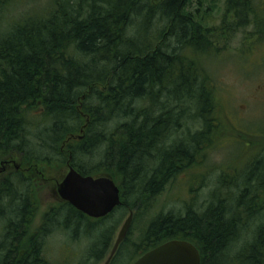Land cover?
<instances>
[{
    "label": "trees",
    "instance_id": "obj_1",
    "mask_svg": "<svg viewBox=\"0 0 264 264\" xmlns=\"http://www.w3.org/2000/svg\"><path fill=\"white\" fill-rule=\"evenodd\" d=\"M25 1L0 0V22ZM29 1L0 32V161L21 160L0 174V264H65L48 259V232L79 228L94 237L78 264H98L127 211L145 215L180 173L206 167L223 135L241 134L219 115L214 59L242 28L261 42L264 2L225 0L228 20L212 29L188 0ZM255 144L236 157L246 163L222 167L205 203L161 210L109 264L126 245L136 260L172 240L192 244L201 264H262L264 143ZM64 161L81 176L113 180L121 204L91 221L60 203L29 236L38 169Z\"/></svg>",
    "mask_w": 264,
    "mask_h": 264
},
{
    "label": "rangeland",
    "instance_id": "obj_2",
    "mask_svg": "<svg viewBox=\"0 0 264 264\" xmlns=\"http://www.w3.org/2000/svg\"><path fill=\"white\" fill-rule=\"evenodd\" d=\"M46 1L48 0H40L39 3H46ZM260 1L264 2V0ZM25 2V5H21L19 8H10L4 12V18L0 22V32H5L4 27L7 23L22 13L24 7H29L30 1ZM188 6V10L206 28L217 29L224 19L228 20L225 0H188ZM247 29L250 28L238 30L222 42V44L227 42L226 47L229 49L220 61L217 60V57L214 59L218 68L213 77L215 86L221 87L219 95L221 120L226 124L231 123L233 129L242 135H236L237 132L234 130V133L223 135L220 138V145L218 144L208 153V161L205 162L206 167L204 168L203 165L180 173L160 195L154 198L151 209L145 215L143 214L135 220V212L131 211L133 213L132 222L124 240L129 238L130 243L137 242L140 231L161 210L164 212L171 209L180 210L185 203L188 204L193 200L197 204L205 203L210 190L218 183L217 178L222 173V167L225 168L233 164L234 161L238 162V165L246 163V161H237L239 158L236 157L239 153L251 151L248 154L250 156L259 150L255 143H264V38L258 44L252 45L251 40L247 37L249 33ZM220 37L217 40L221 39ZM250 45L252 46L249 47ZM242 49L249 50L243 54ZM212 66L213 63L210 68ZM230 131L232 132V130ZM245 137L247 138L246 141H244ZM252 138L254 140H251ZM95 156L100 158L98 157L99 154ZM17 162L20 161L17 160ZM38 170L42 174V181L38 183V194L33 197L36 207L31 221L32 230L40 224L41 218L48 208L60 203L56 194V185L63 179L68 168L64 161L63 165L55 164ZM128 215L129 212L127 211L122 220L119 221L109 251H111L117 234ZM34 232L30 230L28 235L30 236ZM86 234L85 228H79L75 234L66 233L65 236H52L48 243L52 248V250L50 249V256H47L48 259L53 262L63 261L68 264H78L81 259H84V252L89 249L94 237L93 233L89 234V238ZM129 250V246L126 245L119 252L113 264H133L135 257H132L133 255ZM235 251L236 247L231 249L230 255ZM109 254L104 258V261L98 264H105Z\"/></svg>",
    "mask_w": 264,
    "mask_h": 264
},
{
    "label": "water",
    "instance_id": "obj_3",
    "mask_svg": "<svg viewBox=\"0 0 264 264\" xmlns=\"http://www.w3.org/2000/svg\"><path fill=\"white\" fill-rule=\"evenodd\" d=\"M63 180L56 185L58 197L80 213L92 219L109 215L121 204L119 188L108 177H84L69 167ZM129 212L119 230L109 257L108 264L119 245L126 238L132 222ZM133 264H201L197 249L186 241L172 240L163 243L138 258ZM264 264V261L263 263Z\"/></svg>",
    "mask_w": 264,
    "mask_h": 264
},
{
    "label": "flooded vegetation",
    "instance_id": "obj_4",
    "mask_svg": "<svg viewBox=\"0 0 264 264\" xmlns=\"http://www.w3.org/2000/svg\"><path fill=\"white\" fill-rule=\"evenodd\" d=\"M63 151V150H62ZM70 159L71 158H69V160L68 161H70ZM17 160H19V159H6V160H3V161H0V174L1 173H5V172H7V171H11V170H15V171H17V170H19L20 169V162L18 163L17 162ZM19 161H21V160H19ZM66 166H67V164H66ZM69 166H71L70 164H69ZM72 167V166H71ZM67 168H68V166H67ZM73 168V167H72ZM74 169V168H73ZM75 170V169H74ZM57 194V193H56ZM58 196V195H57ZM59 198V197H58ZM59 200H60V198H59ZM60 203H65V202H63V201H61L60 200ZM60 203H58V204H60ZM57 204V205H58ZM55 206V205H54ZM52 207V206H51ZM49 209V208H48ZM47 209V210H48ZM47 210H46V212H47ZM45 212V213H46ZM45 213L43 214V216H42V218H41V222H40V224L37 226V227H35L34 228V230H32V223H30V228H29V230L28 231H36V230H38V228H39V226L41 225V223L43 222V217H44V215H45ZM88 219V218H87ZM35 234V232L32 234V235H34ZM59 235H62L63 236V234L61 233V232H58L56 229H54V230H51L50 232H48V238H47V245H46V249H45V251L47 252V256H50V254H51V252H50V249L52 250V248L49 246V240L51 239V237L52 236H59ZM65 235H66V232H65ZM31 236V235H30Z\"/></svg>",
    "mask_w": 264,
    "mask_h": 264
}]
</instances>
